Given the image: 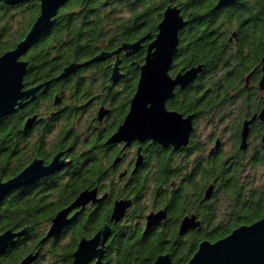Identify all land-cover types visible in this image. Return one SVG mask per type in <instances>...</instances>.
Here are the masks:
<instances>
[{"label": "trees", "instance_id": "obj_1", "mask_svg": "<svg viewBox=\"0 0 264 264\" xmlns=\"http://www.w3.org/2000/svg\"><path fill=\"white\" fill-rule=\"evenodd\" d=\"M218 2L67 0L52 26L32 41L22 56L21 60L28 62L24 84L26 87L44 84L45 88L49 82L53 85H57L55 82L69 84L66 79L73 73L61 80L57 78L71 64H83L103 52H113L125 44L148 37L138 52L128 56L126 51H122L118 55L129 72L122 81L118 100L123 106H129L137 89L139 67L144 64L148 47L157 36L163 14L169 6H177L187 25L179 33L178 52L170 74L174 75L178 69L185 71L200 65L203 71L191 84L195 89L190 93L189 105L183 104V100L169 102L168 105L185 113L215 110L219 105V85H222L221 93L225 99L231 93L239 94L234 108L238 110L235 115L241 124L247 117L252 118L259 113L264 105V92L258 87L262 76L264 0H234L221 8H217ZM40 12V0H28L17 5H7L0 0V56L15 49L25 39ZM235 32L237 39L230 41ZM116 57L91 62L78 70L98 71L107 80L112 74ZM252 71L254 73L246 89V77ZM80 83L91 84L84 80ZM208 90L209 98L204 102L201 99ZM46 101H54V98H37L24 111L11 113L0 120V178L4 181L16 176L34 157L31 151L24 148L27 130L23 128V118L34 116ZM262 126L260 121L254 124L256 135ZM36 132V136L44 139L50 134V129H38ZM14 137L17 139L16 146H13ZM239 142L240 138L237 144ZM14 160H17L16 163ZM94 167V164L72 163L58 179H49L41 187L16 188L5 197L0 206V235L7 230L27 229V233L14 240L0 257V264H20L25 257L37 251L39 256L32 264H72L79 241L95 235L108 224L111 211L108 201L98 206L96 213L81 214L53 238L45 242L42 239L47 235L55 215L69 206L80 192L95 186ZM221 186L226 192L223 205L230 206L229 210L235 213L232 226L251 225L263 218L264 148L256 151L253 159L241 158L235 163L232 176L225 174ZM133 226L117 232L101 264H152L162 253L167 237L144 241L140 235H134L137 232ZM232 231L231 227L223 228L224 235ZM224 237H192L189 247H180L182 250L177 253L173 264H187L201 242H215ZM145 247L150 248L141 251Z\"/></svg>", "mask_w": 264, "mask_h": 264}, {"label": "flooded vegetation", "instance_id": "obj_2", "mask_svg": "<svg viewBox=\"0 0 264 264\" xmlns=\"http://www.w3.org/2000/svg\"><path fill=\"white\" fill-rule=\"evenodd\" d=\"M127 68L121 59L120 70L124 76L118 82L111 80L112 74L106 80L98 71L77 70L66 79L69 84L59 85L62 82H55L57 85H53L49 82L48 87L37 92L35 100L49 96L54 101L42 103V108L35 114L38 121L25 134L24 148L34 155L25 167L35 159L42 160L43 165L48 166L59 153V161L63 166L53 174L19 189L41 187L49 179H58L72 163L94 164L95 186L89 189H97V198L100 200L91 202L81 214L96 213L98 206L105 201L111 204L108 222L111 235L105 244L106 253L114 243L117 232L133 224L137 232L134 235H140L144 241L167 237L164 241L166 246L159 255L169 254L173 264L177 253L182 250L180 247H189L192 237H223L230 234L224 235L223 228L226 226L232 230L239 227L232 226L235 213L229 210L230 206L223 205L226 192L221 183L225 174L232 176L234 164L241 158L251 160L256 151L264 148V126L256 135L254 124L262 121L257 119L250 124L247 147L242 150L243 125L251 117L239 123L235 115L238 110L234 108L238 104L239 94L231 93L225 99L221 93L222 85H219V105L215 110L185 113L170 107L169 102L178 103L181 100L183 104H190V93L195 89L191 84L196 82L198 75L188 86H178L166 102L169 112H177L185 118L194 115L193 130L187 145L176 148L173 144H162L152 139L134 140L130 144H108L107 140L123 124L130 111V105L125 107L118 100L122 81L129 73ZM179 72H184V69H178L172 76L175 77ZM83 80L91 84L80 83ZM249 85L244 88L247 89ZM56 97H60L59 104H55ZM208 98L209 90L201 100L206 102ZM223 101L226 106H223ZM230 104L233 108H230ZM31 105V101L24 100V105L17 107L13 113L24 111ZM101 112H105L102 119ZM27 118H23V128ZM38 129H50V134L41 139L36 136ZM16 143L14 137L13 146ZM120 200L129 201L131 206L127 208L124 218L116 223L111 221V217L115 202ZM151 215H158L161 219L148 228ZM186 218L193 219L196 226L181 235L180 228ZM149 248L145 247L141 251H148Z\"/></svg>", "mask_w": 264, "mask_h": 264}, {"label": "water", "instance_id": "obj_3", "mask_svg": "<svg viewBox=\"0 0 264 264\" xmlns=\"http://www.w3.org/2000/svg\"><path fill=\"white\" fill-rule=\"evenodd\" d=\"M28 0H3L7 5H17ZM67 0H40L41 12L31 26L25 39L13 50L0 56V120L13 113L17 107L24 105V100L34 101L37 92L44 84L26 88L24 77L27 73L28 62L21 60L26 53L29 44L47 31L53 24L59 9ZM234 0H219L217 8L225 7ZM187 21L177 6H169L163 14V19L158 25V33L154 41L149 45L145 62L140 69V76L136 92L131 99L130 111L118 130L107 140V143L127 142L134 140H155L162 144H173L176 148L187 145L193 130L194 115L183 117L177 112H169L166 102L173 96L175 89L182 88L193 83L203 71V67H193L179 72L175 77L170 74L173 61L178 52L179 33L186 27ZM148 37H144L133 44H125L113 52H103L83 64L73 63L67 67L57 80L64 79L76 72L78 68L91 62L105 60L118 56L122 51L132 55L141 49L142 43ZM237 34L233 33L230 41L236 40ZM119 58L113 65L111 80L118 82L124 75L120 70ZM262 76L258 87L264 92V40L263 57L261 61ZM254 71L246 77L245 87L250 83ZM60 103V97L55 98V104ZM105 112L100 113V119ZM37 115L26 120L25 130L31 128L38 120ZM261 120L264 126V105L261 111L250 120L244 122L240 148L245 150L250 134V124L255 120ZM264 142V134L262 137ZM61 154H57L50 165L44 166L42 160L35 159L30 165L11 179L4 181L0 178V206L5 197L16 188L27 184H33L41 178L53 174L63 166L59 161ZM97 189H85L79 193L75 200L67 207L60 210L52 219L47 235L42 242L58 235L68 224L77 219L81 212L91 203H96ZM131 203L126 200L116 201L111 221H121ZM148 228L158 222V215L149 216ZM196 226L193 219L183 220L180 234L183 235L189 228ZM27 233V229L21 231L7 230L0 235V256L18 237ZM111 235V228L107 224L93 237H84L78 243L73 254L72 264H101L105 257V244ZM39 251L25 257L20 264H32L39 256ZM153 264H172L169 254L159 255ZM187 264H264V217L251 225H242L234 229L228 236L215 242L205 240L200 243L197 251Z\"/></svg>", "mask_w": 264, "mask_h": 264}, {"label": "rangeland", "instance_id": "obj_4", "mask_svg": "<svg viewBox=\"0 0 264 264\" xmlns=\"http://www.w3.org/2000/svg\"><path fill=\"white\" fill-rule=\"evenodd\" d=\"M258 176H260L261 174L260 173H257Z\"/></svg>", "mask_w": 264, "mask_h": 264}]
</instances>
